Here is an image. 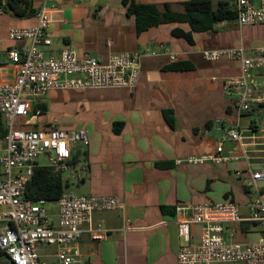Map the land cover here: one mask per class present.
I'll use <instances>...</instances> for the list:
<instances>
[{
	"label": "crops",
	"instance_id": "1",
	"mask_svg": "<svg viewBox=\"0 0 264 264\" xmlns=\"http://www.w3.org/2000/svg\"><path fill=\"white\" fill-rule=\"evenodd\" d=\"M135 1L161 6L186 0ZM44 5L57 10L48 33L51 45H37L45 57L58 56L68 47L79 58L89 55L103 63L112 54L143 53L135 89L51 90L39 105L40 115L31 113L18 120L23 128L35 130L86 129L90 145L75 148L73 156L88 164V172L80 181L67 176L69 186L78 195L116 197L123 205L93 214L91 227L100 224L109 236L96 242L85 232L78 241V264H178L181 241L175 213L179 205L234 200L247 211L243 205L257 195L246 183L249 169L264 167V106L240 112L224 88L226 78L241 72L240 60L227 56L207 60L205 53L241 49L261 63L253 74L263 83L264 93V25L220 22L212 32L193 33L190 43L173 34L175 28L190 31L187 24H163L139 33L123 0H29L23 14L7 9L0 13V87L14 83L20 71L10 52L17 50L23 57L31 45L27 39L12 40L10 31L35 26V12ZM25 7L19 4L21 10ZM177 61L192 62L196 73L177 77L162 73ZM165 111L172 112L173 126ZM229 129L240 131L246 157L224 164L186 162L189 157L214 154L221 139L225 154L242 156V148L225 139ZM5 148L2 141L0 154ZM177 160L184 162L178 165ZM259 187L264 196V185ZM57 212L58 206L50 211L55 224ZM192 232V244H197L202 227L195 225ZM39 254L43 263L56 264L55 246H42Z\"/></svg>",
	"mask_w": 264,
	"mask_h": 264
},
{
	"label": "built area",
	"instance_id": "2",
	"mask_svg": "<svg viewBox=\"0 0 264 264\" xmlns=\"http://www.w3.org/2000/svg\"><path fill=\"white\" fill-rule=\"evenodd\" d=\"M232 3L240 26L264 25V0H260L259 5L253 0H235ZM55 12L56 9L44 5L35 12V26L12 29L9 33L12 40L27 39L31 42L23 57L17 50L10 52V59L20 65V71L14 83L0 87V114L8 130L0 138V144L6 141V148L0 154V251L13 264H46L40 260L39 248L42 246L56 247V264H78L81 255L78 241L85 232H89L96 242L109 236V231L102 229L100 224L95 229L91 227L93 214L123 207L116 197L86 196L66 191L56 201L58 223L55 224L47 209V201L25 196L37 166L55 167L65 178L73 175L78 181L82 180L88 172V164L75 161L73 151L77 147H88L90 137L83 128L35 130L23 128L18 120L31 113L40 115L43 109L39 105L51 90L87 87L135 89L140 75L143 53L112 54L103 63L89 55L79 58L77 51L68 47L58 56L45 57L37 45H51L48 33L55 21ZM222 56L241 62L240 74L224 81L225 92L234 98L238 110L246 113L264 106L263 83L253 74V68L261 63L246 57L241 49L205 53L207 60H218ZM171 59L175 60V57ZM225 139L236 142L243 155L225 154L224 139H221L214 154L189 157L186 162L194 165L207 161L224 164L246 157V144L240 131L227 130ZM40 156L46 157L48 164L40 165L37 162ZM183 162L176 161L178 165ZM248 174L246 186L257 195L243 205L247 211H242V205L232 200L189 203L176 208L181 241L178 264H264V238L246 244L236 240L244 233L241 230L243 223H254L264 228V197L259 187L264 181V167L249 169ZM85 224L88 225L86 229ZM195 225L202 227V235L197 244H192V227Z\"/></svg>",
	"mask_w": 264,
	"mask_h": 264
},
{
	"label": "trees",
	"instance_id": "3",
	"mask_svg": "<svg viewBox=\"0 0 264 264\" xmlns=\"http://www.w3.org/2000/svg\"><path fill=\"white\" fill-rule=\"evenodd\" d=\"M28 2L29 0H10V6L15 14H23L27 10ZM21 3L26 4L24 10L19 8ZM123 3L127 6L128 14L135 17L139 33L163 24H187L190 31L186 32L181 28H175L173 34L185 38L190 43L194 42L193 33L212 32L218 23L234 21L237 18L235 7L229 1H219L215 4L213 0H186L178 3L167 2L161 6L137 3L135 0H123ZM0 8L1 10L7 9L4 0H0ZM196 71L192 62L177 61L164 67L162 73H172L177 77L183 76V74L196 73ZM165 115L169 125L173 126L172 112L165 111ZM7 131L4 119L0 114V138H3ZM78 158V155L73 156L75 161ZM68 186L67 179L59 169L49 166H37L27 185L25 196L27 199L32 200L56 202L66 192ZM256 227L257 225L254 223L241 224V230L246 235L252 233ZM3 255L0 251V264H12L7 260H2Z\"/></svg>",
	"mask_w": 264,
	"mask_h": 264
},
{
	"label": "rangeland",
	"instance_id": "4",
	"mask_svg": "<svg viewBox=\"0 0 264 264\" xmlns=\"http://www.w3.org/2000/svg\"><path fill=\"white\" fill-rule=\"evenodd\" d=\"M37 162L41 165H46L48 164V159L44 156H40L38 159H37ZM264 183H260V186H263ZM66 190L70 191H74L76 192L77 194H80L79 192L76 191V189L73 187V186H69L66 188ZM264 197V196H263ZM47 206V209L50 211H56L57 210V203L55 201H51V202H48L46 204ZM260 238H264V228L263 227H256L254 228L253 232L250 233L249 235H247L246 237L243 236V235H238L237 237V241L242 243V244H246V243H253V242H256L257 240H259ZM46 249H53V248H46ZM213 264H238V263H229V262H215Z\"/></svg>",
	"mask_w": 264,
	"mask_h": 264
},
{
	"label": "water",
	"instance_id": "5",
	"mask_svg": "<svg viewBox=\"0 0 264 264\" xmlns=\"http://www.w3.org/2000/svg\"><path fill=\"white\" fill-rule=\"evenodd\" d=\"M4 5L6 6V8H7V10H8L9 12H11V13L14 14V10H13L12 7L10 6V0H4ZM30 7H32V5H30ZM30 12H31V8H30L29 13H30ZM1 259H2V260H7V261H9L10 263H12V262L10 261V258H9L7 255H3ZM12 264H13V263H12Z\"/></svg>",
	"mask_w": 264,
	"mask_h": 264
}]
</instances>
